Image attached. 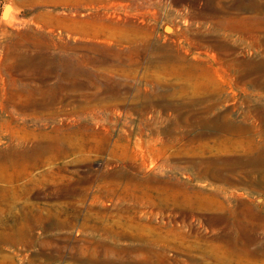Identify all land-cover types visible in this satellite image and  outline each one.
Returning a JSON list of instances; mask_svg holds the SVG:
<instances>
[{
  "label": "rangeland",
  "instance_id": "1",
  "mask_svg": "<svg viewBox=\"0 0 264 264\" xmlns=\"http://www.w3.org/2000/svg\"><path fill=\"white\" fill-rule=\"evenodd\" d=\"M0 125V264H264V0H0Z\"/></svg>",
  "mask_w": 264,
  "mask_h": 264
},
{
  "label": "bare ground",
  "instance_id": "2",
  "mask_svg": "<svg viewBox=\"0 0 264 264\" xmlns=\"http://www.w3.org/2000/svg\"><path fill=\"white\" fill-rule=\"evenodd\" d=\"M8 7V6H7ZM9 10V8H7ZM7 12V11H6ZM9 12V11H8ZM168 29H170L169 26H167ZM80 88V87H79ZM16 105V104H15ZM17 109V108H16ZM3 110V109H2ZM14 111V110H13ZM16 111V110H15ZM16 113V112H15ZM14 113V114H15ZM12 114V113H11ZM7 118V117H6ZM19 119V118H18ZM22 121V120H21ZM2 122V121H1ZM4 123V122H3ZM2 123V124H3ZM10 124V123H9ZM20 124V123H19ZM1 126V125H0ZM3 128V126H2ZM81 128V127H80ZM2 130V129H1ZM4 130V129H3ZM83 131V130H82ZM225 131V130H224ZM48 133V132H47ZM1 137V136H0ZM60 146V145H59ZM42 147V146H41ZM47 147V146H46ZM48 148V147H47ZM61 151V150H60ZM58 152V151H56ZM60 153V152H58ZM57 153V154H58ZM4 155H9V156H12L13 154L12 153H4ZM41 156V155H40ZM39 156V157H40ZM20 159V158H19ZM10 161V160H9ZM13 162V161H12ZM6 163V162H4ZM15 162H13V165H14ZM105 228V227H104ZM110 229V228H109ZM107 231V230H106ZM105 234V233H104ZM91 240V239H90ZM17 243V242H16ZM90 244V243H89ZM101 246V245H100ZM100 246H96V248H93L90 252V254H88V256L86 258L84 257H79L81 260L83 259V261L85 262V264H125V259L123 258L121 261L119 259V262L116 263V262H112L108 257H107V254H108V249L109 247L108 246H105L103 247V249L100 248ZM89 250V249H88ZM86 250V251H88ZM149 252V251H148ZM159 252V251H158ZM87 253V252H86ZM137 253V252H136ZM155 254H156V251H155ZM112 255V254H111ZM141 256V254H140ZM141 258V257H140ZM139 258V259H140ZM113 259V258H112ZM138 259V258H137ZM145 259V258H144ZM143 259V260H144ZM117 260V259H116ZM114 261V260H113ZM152 262V261H151ZM132 264V263H131ZM150 264H154V263H150Z\"/></svg>",
  "mask_w": 264,
  "mask_h": 264
}]
</instances>
